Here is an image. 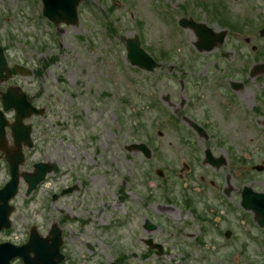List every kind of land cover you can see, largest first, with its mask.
Wrapping results in <instances>:
<instances>
[{
    "label": "rangeland",
    "instance_id": "374dc122",
    "mask_svg": "<svg viewBox=\"0 0 264 264\" xmlns=\"http://www.w3.org/2000/svg\"><path fill=\"white\" fill-rule=\"evenodd\" d=\"M5 1L8 26L2 23L0 32L5 35L8 30V61L38 72L24 79L33 91H40L38 101L45 107L42 116L31 120L34 148L26 152L27 162L21 168L31 170L36 161H56L61 173H49L28 196L20 181L12 200V225L0 234V240L20 242L31 225L46 233L57 222L63 231L66 264H108L115 257H123V264H201L204 259L208 264H264V230L239 201L244 184L264 190V171L256 172L250 166L261 160L221 166L219 201L213 189L199 188L195 179L199 173L191 177L184 173L187 180L177 178L179 153L163 140L168 132L161 110L165 105L160 101L157 107L158 103L151 102L152 95L181 92L178 80L182 69L203 73L200 68L204 62L193 56L208 55L195 51L193 32L175 20L177 12L201 17L203 0H82L76 24L55 26L42 17L38 20L41 27L30 29L25 27L24 15L34 21L28 14L32 11L39 17V1ZM252 3L229 0L237 13L255 9ZM182 4L186 10L177 7ZM20 19L21 25L17 24ZM138 32L142 47L161 64L153 72L132 66L126 59L122 38ZM168 53L170 56L164 58ZM183 55L190 60L187 64ZM45 62L48 64L43 66ZM170 65L174 67L172 76ZM157 130H162L161 137ZM132 142L159 149L144 159L141 151L126 150ZM153 167L169 170L172 180L158 179ZM75 181L86 183L78 202L74 196L51 199L56 187ZM161 183L167 189L174 187L172 200H164L167 191L160 189ZM225 187L229 188L227 195ZM183 189L195 201V210L180 205L178 195ZM149 199H153L150 204ZM202 207L207 212L221 210V227L231 231L230 238L202 236L197 222L187 229L190 233L183 231L184 224L194 221L192 214ZM65 215L88 216L91 221L79 227L66 222ZM144 218L155 223L156 229H143ZM148 235L163 245L164 254H143L146 246L141 239ZM194 237L201 238L199 247L193 244ZM87 245L94 251L88 252ZM213 245L214 250L220 249L212 251Z\"/></svg>",
    "mask_w": 264,
    "mask_h": 264
},
{
    "label": "flooded vegetation",
    "instance_id": "af4514ba",
    "mask_svg": "<svg viewBox=\"0 0 264 264\" xmlns=\"http://www.w3.org/2000/svg\"><path fill=\"white\" fill-rule=\"evenodd\" d=\"M251 1L255 9L251 7L244 13H237V9L234 11L229 6V0H203L199 7L202 13L199 18L193 15H180L177 12L175 20L178 25L182 17H188L202 24V27H198L197 35L190 30L195 37L193 41L195 51L198 54H207L208 57L193 56L195 60L204 62L200 68L203 70L202 74L186 72L187 69L181 70V77L178 80L181 92L178 95L166 93L160 97L156 95L151 97V102L158 103L157 107H160V101L165 105L161 110L164 113L162 115L165 120L164 125L166 124L164 130L168 132H165L163 140L171 149L178 151L181 159L179 171L182 169L184 173H199L201 188L213 189L219 201L217 168L219 158H223L225 163L261 160L258 165L263 169L257 170L252 164L251 170L264 171V0ZM6 3L5 0H0L2 20L0 27L2 23L8 26ZM177 7L182 10L187 8L183 4ZM170 8L167 7V10ZM28 14L34 17V21L24 15L25 27L40 28L42 23L39 25L38 20L42 17L34 16L32 11ZM22 22L23 20L16 23L21 25ZM200 44H207V50H199ZM0 46L8 66V30L5 31V35L0 32ZM169 56L168 53L163 57ZM181 57L185 59L186 64L190 61L187 55ZM15 66L16 63H12L10 71L7 67L0 69V177H2L0 188L8 182L9 161L21 159L20 172L26 171L21 166L27 162L28 148L24 140L19 135L16 143L12 136L16 112L12 109L8 110V104L13 98L25 96L28 102L36 107L40 106L38 101L40 91H33L31 83L24 79V74ZM170 69L169 75L172 76L173 65H170ZM30 74L36 76L35 71ZM33 117L35 115L29 119ZM29 119L24 122H30ZM162 134V130H157V136L161 137ZM171 140L175 143L173 144ZM33 164L34 162L31 163V168ZM58 173H61L60 167L56 174ZM20 181H22L21 177ZM85 185L86 183L81 181L68 183L67 186L70 187L68 191L65 190L67 186L61 185L56 187L51 198L55 201L74 196V200L78 202L83 196L80 194ZM121 188L122 186L118 189ZM162 189L168 192L172 200L170 192L174 188L167 189L162 184ZM181 199L180 205L187 208L193 206L195 210L193 199L186 197ZM152 200L149 199L148 204L152 203ZM220 213L219 209L207 212V209L202 207L200 212L192 214L194 221H187L184 224L183 231L192 228L193 222H197V231H200L202 236L208 235L212 239L222 235L224 238ZM64 219L69 223L78 224L79 227L91 221L90 217L79 215L71 217L65 215ZM187 231L190 233L189 230ZM192 242L199 247L202 240L200 237H194ZM214 247L213 245L212 251ZM87 248L94 249L92 245H87ZM219 249L220 247L216 248L214 252ZM152 252L153 250L149 248L146 250L147 254ZM119 258V264H123L124 258ZM204 260L201 264H208L207 260ZM10 264H21V260L15 258Z\"/></svg>",
    "mask_w": 264,
    "mask_h": 264
},
{
    "label": "water",
    "instance_id": "95a60500",
    "mask_svg": "<svg viewBox=\"0 0 264 264\" xmlns=\"http://www.w3.org/2000/svg\"><path fill=\"white\" fill-rule=\"evenodd\" d=\"M44 4L43 13L50 20L58 23L65 21L66 23H75L77 19L76 6L80 0H42ZM127 57L131 64L138 65L146 70H152L155 66V62L152 58L146 54L139 46L138 39H128L126 41ZM4 60L0 56V63ZM23 103V101L21 100ZM13 105L16 110L23 109L22 106L17 105L13 101ZM27 111H35L41 113L42 110H35L32 106L28 105ZM20 119V116L18 117ZM25 138L28 140L30 133V126L24 131ZM30 144V143H29ZM142 148H144L141 145ZM21 159H17L10 165L11 179L8 183L0 189V229L8 228L10 221L8 216L13 210V207L8 204L10 198H12L17 192L18 174L17 163ZM34 172L23 174L27 183L26 194H28L40 181L43 180L44 175L51 170L56 171L55 164H48L39 162L34 164ZM241 204L245 209H249L254 213V219L260 226L264 227V193L255 192L247 186L242 188ZM147 227L149 226L147 222ZM50 236L41 238L35 232V229H31L30 236L25 244L15 246L8 242L0 243V264H9V260L12 257L19 256L23 258L24 264H59L62 259V255L59 253V246L61 243L60 230L55 224L52 225L49 230ZM147 243L151 247H157L158 253H161V245L159 243L154 244L151 240ZM32 252L33 256L29 253ZM114 264V263H112Z\"/></svg>",
    "mask_w": 264,
    "mask_h": 264
}]
</instances>
